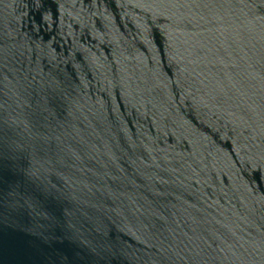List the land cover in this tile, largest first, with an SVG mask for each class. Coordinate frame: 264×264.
I'll list each match as a JSON object with an SVG mask.
<instances>
[{"label":"water","instance_id":"95a60500","mask_svg":"<svg viewBox=\"0 0 264 264\" xmlns=\"http://www.w3.org/2000/svg\"><path fill=\"white\" fill-rule=\"evenodd\" d=\"M0 264H264V0H0Z\"/></svg>","mask_w":264,"mask_h":264}]
</instances>
